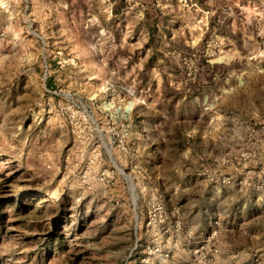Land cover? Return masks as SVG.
<instances>
[{
	"label": "rangeland",
	"instance_id": "rangeland-1",
	"mask_svg": "<svg viewBox=\"0 0 264 264\" xmlns=\"http://www.w3.org/2000/svg\"><path fill=\"white\" fill-rule=\"evenodd\" d=\"M0 264H264V0H0Z\"/></svg>",
	"mask_w": 264,
	"mask_h": 264
}]
</instances>
